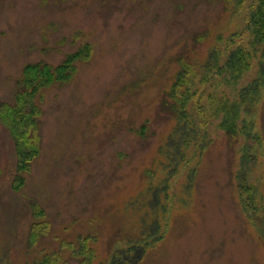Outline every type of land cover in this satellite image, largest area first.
Wrapping results in <instances>:
<instances>
[{
    "label": "rangeland",
    "instance_id": "rangeland-1",
    "mask_svg": "<svg viewBox=\"0 0 264 264\" xmlns=\"http://www.w3.org/2000/svg\"><path fill=\"white\" fill-rule=\"evenodd\" d=\"M251 2L0 0V264L52 253L78 264L63 244L80 240L88 264H115L114 252L124 264H264V45L234 82L218 55L200 89L207 146L195 140L179 163L184 147L169 146L175 120L161 106L180 61L203 73L210 52L226 48L220 39L247 24ZM86 46L66 77L38 85L24 114L32 128L14 139L2 106L15 105L24 67H57ZM223 93L239 106L233 138L208 100ZM24 139L37 149L26 162ZM34 212L48 229L28 248Z\"/></svg>",
    "mask_w": 264,
    "mask_h": 264
},
{
    "label": "trees",
    "instance_id": "trees-1",
    "mask_svg": "<svg viewBox=\"0 0 264 264\" xmlns=\"http://www.w3.org/2000/svg\"><path fill=\"white\" fill-rule=\"evenodd\" d=\"M226 1L236 2L238 10L241 9L244 2V0ZM250 7L247 24L240 32L231 34L225 40L220 39L223 43L225 42L228 45L224 43L220 48L226 47L225 49H218V47H215V49L210 52V55L208 56L209 61L205 64L203 73H195L196 71L190 63L184 60L180 61L179 71L177 72L170 88L166 91V96L163 98L161 104L162 109L167 112L173 120H175L169 146L177 147L178 150L181 146L184 147L181 153L177 151L179 157L172 160V163L174 164L184 161L186 156L184 153L185 148L191 145L195 140H198L197 145L201 147V150H204L207 146L205 138L207 133L204 132L207 126V121L204 118V115H206L205 109L201 107L199 103L200 89H203V86H205V83L208 81L211 73H213V70H217L218 55H226L223 67L219 68V71L221 72L219 74L226 72L229 77L228 81L234 82L241 79L244 72L249 68L252 57L254 60L260 52V48L264 45V0H252ZM88 48L89 47L86 46L80 51H77L76 54L67 56L63 63L57 67L44 63L24 67L23 76L20 81V84L24 88L17 92L15 105L2 106V109L6 111L10 118V124L4 125L11 131L14 139L16 136H20L19 133L16 132L21 131L23 127H25L26 130L32 128L33 117L30 115L29 119H27L24 114L26 105L29 104L32 106L30 100L39 91L38 85L46 88L57 81H61L62 78L66 77L65 73L71 68V62L74 61L77 56L79 57V54L85 49L87 51ZM261 56L264 57V49L261 52ZM260 81V79H256L250 85L241 90V93H239L240 95L243 94L241 96L243 99L240 97L241 105L249 107L248 100L256 94ZM197 82H199L198 85ZM33 85L34 88L30 89ZM208 98H210L208 100L214 116L221 117L218 128L229 135V137L233 138V136L238 135L237 121L239 117V106L234 104V102L228 99V97L224 96V93L221 98L218 99L212 94H209ZM33 112L35 114L38 113L36 109H34ZM201 116L202 118L199 120ZM25 135L26 132H22L21 137H25ZM24 143H26V148L29 146L30 148L18 152V155L19 157L23 156L22 159H25L26 162V159H30L31 156L35 155L37 149L35 146H32L31 143L27 142V140H25ZM22 164L24 165V162H22ZM246 190V188L241 190L243 198L247 197L245 193ZM37 213L39 214V211H37ZM37 213L34 212L35 220L31 224L28 233V248H33V246L36 245L37 240L45 235L48 229L46 222L38 220ZM79 245L80 247L77 248L74 244H63L64 248L68 247L72 249L73 255L78 261V264H88L93 257V252L82 240H80ZM134 250L139 251L140 247H135L133 251ZM82 255L86 257V260L84 259V261H81ZM115 255L120 257V261ZM127 256L128 255L126 254V257ZM113 257H115V264H124L126 261L123 255L116 252L113 253ZM138 258H140L139 253L137 255V259ZM57 263L58 254L52 253L49 255L45 254L41 258L33 260L30 264Z\"/></svg>",
    "mask_w": 264,
    "mask_h": 264
}]
</instances>
